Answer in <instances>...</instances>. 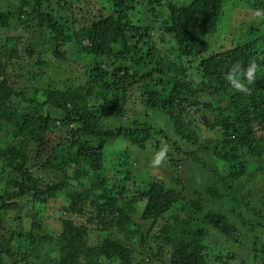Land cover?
I'll list each match as a JSON object with an SVG mask.
<instances>
[{
    "label": "trees",
    "instance_id": "trees-1",
    "mask_svg": "<svg viewBox=\"0 0 264 264\" xmlns=\"http://www.w3.org/2000/svg\"><path fill=\"white\" fill-rule=\"evenodd\" d=\"M47 1L22 0L14 12L0 7V28H5L11 25L10 21L17 13L25 15L24 10L34 3L31 13L27 16L23 32L8 38L6 48L9 49L10 56H16L13 47L16 46L19 37L27 36L29 30H34L36 25L42 34L58 40V45L76 46L82 57L92 58L94 62H87L85 74L91 73L96 77L108 62L109 67L113 69L123 65L125 75L131 74L130 67L135 69L132 80L137 78L140 72L142 74L139 80L141 97L137 103L143 114L150 112L152 115L172 117L174 106L180 107L184 103L192 108L195 104L198 89H195L194 82L177 83L179 76L185 75L187 66L177 67L176 64L154 60L152 47L146 55H142L135 39L150 45L151 31L154 27L135 25L130 16L132 9L126 5L125 1L107 0L112 7L107 16L85 17L83 22L76 23L78 32L87 35L83 42L76 41L70 34L66 35L71 31L68 25L70 19L63 16V9L58 12V16L53 13V10H46L44 3ZM223 3L224 0H192L188 4L177 5L171 1L165 6L164 15L153 11L154 8L150 10L151 15L157 20L154 19V22L159 24V28L165 35L172 37L178 58L183 63L187 61L188 69L192 67V71L201 78L199 90H207L210 95L217 96L219 101H225L226 109L232 111L231 115L221 113L219 116L216 115L215 119L213 118V124L205 119L211 125L209 132L212 133L214 131L212 129L218 127L220 137H216V140L211 138L208 141L203 139L202 142L193 130V133L184 136L178 129L179 122L174 123L172 118L171 123L176 128L177 134L188 143H198L197 152L207 153L211 157L214 167L212 170L209 168L212 176L211 184L206 188V194L209 196L208 203L226 200L224 206L225 204L230 206H225L224 213L205 212L195 208L190 221L183 226L182 231H177L180 228L179 225L174 223L171 227L169 221H164L171 210L184 202L185 198L181 191L177 192L178 189L173 187L168 188L164 183L149 182L139 193L138 199L127 200L126 184L133 179L130 172H122L121 179L113 185H110L104 177V153L110 142L119 144L124 142L131 148L143 150L153 136L164 133L153 124L154 120L150 118L151 122L146 119L141 122L134 121L132 123L134 126L123 124L114 128L105 127L106 121L115 122L126 115V90L119 94L115 83H112L113 90L108 87L103 92L97 93L84 89V84L79 89L69 92L44 93L45 100L42 102L37 97L28 96L25 91L15 90L5 74V67L0 66V123L6 122L1 125L3 127H0V169L2 178L6 180L0 190V226H4L6 212L15 210L13 208L22 200L31 197L34 201L45 202L55 198L65 187H69L72 181L77 183L87 181L84 182L85 191H73L68 195L69 210L75 217L61 235L41 240L32 229L27 235L28 247L24 256L30 257L32 249L43 255H46L48 250H54L59 254L57 259H53L55 261L37 258L35 264H88L83 261V255L87 258L84 260L93 258L94 264H101V260L108 264H131L134 252L137 254L138 251L134 249V246L132 248V243L127 237L122 240L121 235H128L130 231L126 228L136 225L133 216L137 207L133 205L144 202L139 214L140 220L146 225L147 232L145 235H138L143 247L148 244L146 237L153 239V229L156 227L159 229L158 235L153 239L156 250L144 254L143 264H207L204 244L208 235L206 225L209 229H214L221 234L229 232L228 224L223 223L221 218H226L227 214L239 215L238 207L246 206L249 196L248 192L239 194L241 187L236 186V183L242 180L248 183L255 173L250 172L254 168L252 167L254 162L259 166L264 164L262 163L264 30L254 24H248V28L246 24L241 25L245 29L244 32L251 38L203 57L210 49L211 37L217 32ZM149 5L152 7L153 3L149 2ZM254 8L253 10L257 13L263 11L260 15L264 22V0H255ZM120 43L126 44L128 49L122 53L114 52V47ZM113 58L115 59L112 60ZM152 60L155 66L148 69V64H152ZM252 65H255V74L253 81L249 84L245 74ZM92 66H95L94 69ZM143 69L146 71H142ZM234 69L237 78L250 89L249 92L238 91L228 83L227 77ZM116 70L118 73L119 70ZM156 72L164 77L155 79L153 74ZM92 76H88L90 81L93 79ZM126 79L127 77H121L119 80L123 82ZM116 95L120 96V100L116 103L108 99ZM14 101L23 108L17 109L13 105ZM206 108L210 109L211 105H207ZM56 111H60L63 114L62 117L58 118ZM52 115L54 117L56 115L57 118L53 119ZM145 116L148 118V115L145 114ZM62 127L70 128L65 138L68 141L70 139V143L63 147L58 143L53 146L56 150L61 147L55 161L42 162L37 168L41 172L35 174L32 167L37 163L35 164L32 158L31 149L49 143L47 141L49 133ZM155 150L158 154L162 149L157 144ZM36 155L39 154L36 153ZM166 158H169L168 154ZM192 161L200 169L204 168L201 158L192 156ZM216 164H221L222 169ZM48 168L54 173V182L44 183V187H40L42 177L39 174ZM69 168L74 169L72 174L68 172ZM222 171L225 172V176L221 174ZM242 186L244 189L245 186ZM224 189L228 190L225 196L221 192ZM85 198H88L90 204L97 210L96 217L83 208ZM197 202L201 201L197 199ZM242 221L245 222L244 219ZM13 222L15 224L19 222L16 228L22 226L20 217ZM89 232L97 233L101 239L99 244L87 248ZM151 234L153 235L150 236ZM10 235L18 240L25 239L20 229ZM1 242L2 248L3 242ZM46 243L49 246L47 248ZM1 248L0 264H4L2 258L4 254L1 255V253L9 255L10 250ZM255 256L258 259V256ZM232 258L230 254L226 257V259ZM12 264H19V261H14Z\"/></svg>",
    "mask_w": 264,
    "mask_h": 264
},
{
    "label": "rangeland",
    "instance_id": "rangeland-1",
    "mask_svg": "<svg viewBox=\"0 0 264 264\" xmlns=\"http://www.w3.org/2000/svg\"><path fill=\"white\" fill-rule=\"evenodd\" d=\"M126 5L132 9L130 12L133 23L137 26H153L151 31L152 42L149 44H143L136 40L137 46L140 48L142 55H146L150 47H152L154 60L162 61L164 63L176 64L177 67L187 66V70L184 76H179L177 83L194 82L195 89L197 91V97L195 104L192 108H189L187 104H181L180 107L174 106L172 111V117L163 115H152L150 112L145 113L148 118L143 114L138 106V100L141 97V88L139 87V80L142 74L139 72L137 78L131 79L134 75L135 69L132 67L130 75L124 74V66L117 67L115 69L109 67V62L100 74L96 77L93 74H85L86 64L88 61L94 62L90 57H82L78 53L76 46H70L63 44L58 45L59 41L53 39L51 36H46L40 32V30L34 27V30H26L27 36L19 37V40L15 47L16 56H10L9 49L6 48L8 44V38L15 35H20L25 27V23L28 19V14L31 13L34 3L27 7L24 14H16L10 21L12 26L10 28L7 25L5 28H0V66L5 67L6 76L9 83L15 90L25 91L30 97H37L40 101L45 100L44 93L50 91L56 92H69L70 90L79 89L80 86L85 84L84 89L91 90L93 92H103L108 87L113 90L112 83H115V88L118 93H123V90L127 91L126 102V115L119 118L115 122L106 121L105 127H119L123 124L128 126H134V121H143L146 119L150 121L153 119V124L161 129L164 133L162 135L153 136L150 143L144 147L143 150L134 149L128 146L127 143H112L110 142L105 149L104 153V177L108 180L110 185L118 183L122 177V172H130V176H133L132 181L126 184V199L136 200L139 193L145 188L149 182L164 183L168 188H176L177 192H180L185 198L184 202L178 204L176 208L170 211L165 216L164 221H169L171 225L174 223L179 225L180 228L177 231H182L183 226L188 224L190 216L195 208H200L205 212H225L226 207H230L229 204H225L226 200L217 203H208L209 196L206 194V188L211 184L212 173L209 171L213 169V162L211 157L207 154H199L198 143L191 144L177 134V130L171 123L172 118L174 123L179 122L178 129L182 131L183 135L193 133V131L199 136L200 142L204 140L208 141L220 137L219 128L216 127L209 132L211 125L205 119L209 120L213 124V118L216 115H231L232 111L226 109V102L219 101L215 95L209 94L207 90H199L201 78L197 77L195 71H192V67L188 69L189 65L187 61L184 63L178 58L176 46L171 36H167L159 28V24L154 22L155 17L150 13L151 8L153 11L164 15L165 6L169 2H175L177 5H184L190 3L192 0H123ZM255 0H224L223 12L218 23V29L215 35L210 39V49L208 53L203 57L218 53L222 50L230 48L233 44H239L241 41L246 40L249 37L248 33L244 32L245 29L241 25L254 24L263 28V19L260 15L263 11L257 13L253 10ZM149 2L153 3V6L149 5ZM22 0H0V7L3 9H10L11 12L17 10ZM45 9L48 11L53 10V13L58 16L60 10H64L63 16L70 19V34L75 37L76 41L83 42L87 35L79 33L76 28V23L83 22L85 17L92 16H107L112 7L107 0H48L44 3ZM147 9V11H146ZM255 9V8H254ZM157 21V20H156ZM262 23V24H261ZM30 24V23H29ZM161 25V24H160ZM30 27V26H29ZM256 27V26H255ZM243 33V34H242ZM11 42V41H10ZM147 45V46H146ZM12 48V47H11ZM127 45L124 43L118 44L114 47V52L122 53L126 51ZM113 58L112 60H114ZM154 60L152 64H148V69L155 66ZM191 62H195L190 60ZM119 62V61H117ZM194 64V63H193ZM95 66H92L94 69ZM89 69V68H88ZM118 69V73H116ZM146 71V69L142 70ZM154 78L159 79L164 76H160V73H154ZM88 76H92L90 81ZM121 77H127L126 80L121 82ZM131 79V80H130ZM130 80V81H129ZM179 80L181 82H179ZM174 88V85H172ZM109 91V90H108ZM116 103L120 100V96L109 97ZM211 105V108H206L207 105ZM13 105L21 110L23 107L18 102L14 101ZM13 106V107H14ZM22 107V108H21ZM15 109V108H14ZM217 111H216V110ZM25 114V113H24ZM58 118L62 117L60 111H56ZM55 119L54 115L51 116ZM146 117V118H145ZM57 118V117H56ZM150 118V119H149ZM149 119V120H148ZM6 124V122H1ZM69 127H62L49 133L47 141L44 146H35L31 149L32 158L35 160L36 166L32 167L35 174L38 171L39 164L54 162L61 147L59 149L53 148L57 143L62 147L68 145L70 142L65 138L66 133L69 131ZM193 130V131H192ZM192 135V134H191ZM68 141V143H67ZM159 145L160 149H167L166 154L169 158L160 165H155L153 160L157 155L155 150L156 145ZM39 154V155H36ZM192 156L201 158L203 169H200L196 163L192 161ZM214 159V158H213ZM214 161V160H213ZM264 163V151L263 160ZM34 164V163H33ZM218 167L221 164H216ZM250 172H255L254 175L248 180V183L242 180L236 183V186L240 185L242 192H248L246 206H239V215L227 214L226 218H221L223 223H227L229 226V232L221 234L220 232L208 229L207 237L205 241V260L207 264H264V164L259 166L254 162ZM69 173H73V168L68 169ZM0 169V190L6 183L3 179ZM221 174L225 176V172ZM42 177V181L39 183L40 187H44V183L54 182V173L48 168L45 172L39 174ZM92 177V176H90ZM7 178V176H6ZM87 182V181H84ZM84 182L77 183L72 181L69 187H65L55 198L48 199L47 201H34L31 197L22 200L15 210L7 211L5 214L4 226H0V241L2 248L10 250V254L5 253L3 258L4 264H12L14 261H19V264H35L37 258H48L55 261L59 256L58 252L54 250H48L46 255L31 250L30 257L24 256V252L28 247L27 235L33 229L36 235L40 236L41 240L49 237L56 238L72 219L75 217L69 210L68 201L69 193L83 192L86 185ZM244 185V189L243 186ZM220 187V186H219ZM222 188V187H221ZM221 191V190H220ZM224 196L228 190L221 191ZM197 199L201 202L198 203ZM211 200V199H210ZM90 200L85 198L83 200V208L86 212L93 217L97 216V210L90 204ZM142 204H134L133 207H137L135 215V227H128L130 233L128 235H121V239L124 240L127 237L132 243V248L137 249V254L134 252L131 264H143L146 252L156 250V244L153 239L158 235V227L153 229V239L146 237L148 244L143 247L138 238L139 234L145 235L147 232L146 225L140 220V212L142 210ZM185 204V205H184ZM19 210V211H18ZM227 213V212H226ZM189 214V215H188ZM17 217H20L22 226L16 228L19 222H13ZM245 220V222L242 221ZM163 223V222H162ZM8 227V228H7ZM254 227V229H253ZM21 230L24 240H18L12 237V232ZM8 230L10 232L8 233ZM132 232V233H131ZM151 234L150 236H152ZM16 237V236H15ZM104 237V236H103ZM101 237L95 232H89L87 240V248L93 247L100 243ZM1 242V243H2ZM49 247L46 243V248ZM1 248V247H0ZM1 248V249H2ZM233 256L232 259H226L227 255ZM258 256V259L256 256ZM262 260H260V258ZM83 261L88 264H94L93 258L87 259L85 255L82 257ZM22 260V261H20ZM101 264H108L106 261L101 260ZM154 264V263H153Z\"/></svg>",
    "mask_w": 264,
    "mask_h": 264
},
{
    "label": "clouds",
    "instance_id": "clouds-1",
    "mask_svg": "<svg viewBox=\"0 0 264 264\" xmlns=\"http://www.w3.org/2000/svg\"><path fill=\"white\" fill-rule=\"evenodd\" d=\"M254 74H255V65L250 66L247 69L246 72V78L249 84H251V82L254 79ZM228 83L236 90L241 91V92H249L250 89L248 87L245 86L244 83H242L239 78H237L236 76V70L234 69L227 77ZM166 152L167 149L164 148L162 149L154 158L153 163L155 165H160L166 158Z\"/></svg>",
    "mask_w": 264,
    "mask_h": 264
}]
</instances>
